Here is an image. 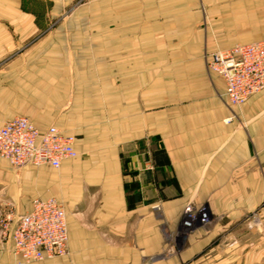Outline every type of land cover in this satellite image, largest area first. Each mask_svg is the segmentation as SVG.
<instances>
[{"label":"crops","instance_id":"0c3cea01","mask_svg":"<svg viewBox=\"0 0 264 264\" xmlns=\"http://www.w3.org/2000/svg\"><path fill=\"white\" fill-rule=\"evenodd\" d=\"M261 39L264 0H0V126L53 125L77 152L0 159L15 213L66 211L68 253L29 264H264V90L228 107L204 64ZM187 206L207 222L184 228Z\"/></svg>","mask_w":264,"mask_h":264},{"label":"built area","instance_id":"2783aa9c","mask_svg":"<svg viewBox=\"0 0 264 264\" xmlns=\"http://www.w3.org/2000/svg\"><path fill=\"white\" fill-rule=\"evenodd\" d=\"M204 64L208 72L224 79L223 96L228 107H239L264 90V39L205 52ZM75 156L74 136L63 134L53 125L39 131L24 116L0 126V159L12 168L48 165L56 169L63 160ZM31 204L27 214L13 211L0 217L1 235L12 244L13 254L19 257L17 264L66 255L68 233L63 204L53 197L34 198ZM183 214L186 229L208 220L203 209L187 206Z\"/></svg>","mask_w":264,"mask_h":264},{"label":"rangeland","instance_id":"374dc122","mask_svg":"<svg viewBox=\"0 0 264 264\" xmlns=\"http://www.w3.org/2000/svg\"><path fill=\"white\" fill-rule=\"evenodd\" d=\"M8 164V163H7ZM8 168L12 170L15 173H19L22 169H15L9 166ZM12 188H14V180L10 181L9 179L1 180L0 175V217L6 213V212H13L14 210L21 211L22 208H24V205H22V202L18 201L16 197L14 196V199H12Z\"/></svg>","mask_w":264,"mask_h":264}]
</instances>
